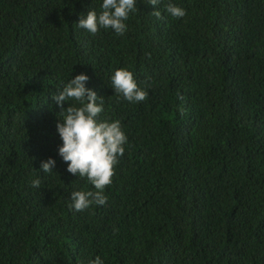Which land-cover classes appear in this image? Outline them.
Masks as SVG:
<instances>
[{
	"label": "trees",
	"instance_id": "1",
	"mask_svg": "<svg viewBox=\"0 0 264 264\" xmlns=\"http://www.w3.org/2000/svg\"><path fill=\"white\" fill-rule=\"evenodd\" d=\"M102 2L0 0V264H264V0H137L124 35H93L77 24ZM119 68L145 101L115 93ZM79 74L127 136L81 212L95 188L59 155L53 99Z\"/></svg>",
	"mask_w": 264,
	"mask_h": 264
},
{
	"label": "clouds",
	"instance_id": "2",
	"mask_svg": "<svg viewBox=\"0 0 264 264\" xmlns=\"http://www.w3.org/2000/svg\"><path fill=\"white\" fill-rule=\"evenodd\" d=\"M161 0H147V4L156 6ZM137 10V0H103L99 14L91 10L87 16L81 14L78 26L95 35L100 29L111 28L117 35H124L127 31L125 21L131 13ZM165 11L171 16L182 18L186 15L183 8L172 3L165 5ZM157 19H163L159 10L151 13ZM150 58V54H149ZM89 77L86 74L76 75L68 82L53 99L59 104L63 119H58L57 131L62 140L58 152L67 163V171L80 178H86L95 191H73L71 193L70 209L77 212L84 211L93 204L104 205L107 196L104 190L112 183L115 168L119 159L125 153L124 145L127 136L122 130L119 120H101L104 111V98L95 90L86 87ZM112 87L116 94H122L129 102H143L148 92L142 89L132 71L127 68L115 70L111 77ZM65 101H75L64 109ZM56 161L49 158L41 163L42 170L47 173L53 171ZM40 180L32 181L33 187H39ZM89 264H105L100 256L90 260Z\"/></svg>",
	"mask_w": 264,
	"mask_h": 264
}]
</instances>
